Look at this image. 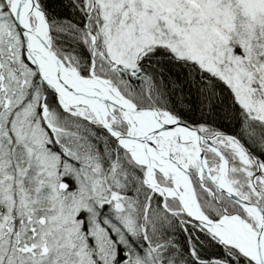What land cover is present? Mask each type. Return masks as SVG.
<instances>
[{
    "label": "snow or ice",
    "instance_id": "1",
    "mask_svg": "<svg viewBox=\"0 0 264 264\" xmlns=\"http://www.w3.org/2000/svg\"><path fill=\"white\" fill-rule=\"evenodd\" d=\"M0 264H264V0H0Z\"/></svg>",
    "mask_w": 264,
    "mask_h": 264
}]
</instances>
